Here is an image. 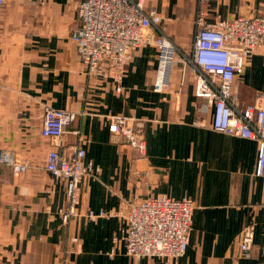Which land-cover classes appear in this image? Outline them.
Here are the masks:
<instances>
[{
    "label": "crops",
    "instance_id": "obj_1",
    "mask_svg": "<svg viewBox=\"0 0 264 264\" xmlns=\"http://www.w3.org/2000/svg\"><path fill=\"white\" fill-rule=\"evenodd\" d=\"M77 0H6L0 14V149L25 165L13 173L0 164V263L2 264H264V177L255 176L257 144L214 132L196 109L191 77L181 64L169 73V89L154 92L157 48L142 45L132 54L121 92L112 80L87 81L76 58L71 32L78 25ZM161 17L171 40L188 50L195 11L207 22L258 15L264 0H144ZM239 101L264 92V48L251 54L235 80ZM45 108L76 113L58 142L70 156L81 132L94 173L81 184L79 214L63 225L64 183L44 170L55 141L42 138ZM143 121L145 156L116 143L107 117ZM204 118V126L196 122ZM165 195L195 204L185 254L165 261L132 258L121 239L118 216L87 219V211H126L127 202ZM253 243L240 254L243 229ZM76 237L77 252H71Z\"/></svg>",
    "mask_w": 264,
    "mask_h": 264
},
{
    "label": "built area",
    "instance_id": "obj_2",
    "mask_svg": "<svg viewBox=\"0 0 264 264\" xmlns=\"http://www.w3.org/2000/svg\"><path fill=\"white\" fill-rule=\"evenodd\" d=\"M6 0H0V14ZM78 25L71 32L76 46V58L83 66L87 81L112 80L115 92H121V82L134 50L152 44L157 48V69L150 84L154 92L169 89V73L181 64L183 76L189 75L198 100L197 112L209 117L214 132L253 140L257 144L255 176L264 177V92H257L249 103L239 101L235 80L245 60L264 48V11L258 15H238L225 21L207 22L200 8L193 19L194 34L188 50L179 48L167 35L159 14L146 10L144 0H77ZM185 51V52H184ZM76 113L45 108L40 136L55 141L45 157L44 170L64 183L66 207L62 222L79 216L74 209L79 204L81 182L94 173L93 164L86 159L82 136L73 131L76 142L69 147L70 156L58 149V142L73 125ZM204 118L196 124L204 126ZM108 132L116 143L145 156L143 121L123 115L107 117ZM0 164L13 173H23L25 165L15 164L13 158L0 149ZM126 211H87V219L118 216L125 222L121 239L125 254L132 258H161L165 261L181 258L188 246L195 204L188 198L173 199L165 195L127 202ZM71 252H77L78 239L71 237ZM253 243L250 227L241 233L240 254ZM2 264V263H0Z\"/></svg>",
    "mask_w": 264,
    "mask_h": 264
},
{
    "label": "rangeland",
    "instance_id": "obj_3",
    "mask_svg": "<svg viewBox=\"0 0 264 264\" xmlns=\"http://www.w3.org/2000/svg\"><path fill=\"white\" fill-rule=\"evenodd\" d=\"M185 52V51H184ZM175 67V66H174Z\"/></svg>",
    "mask_w": 264,
    "mask_h": 264
}]
</instances>
